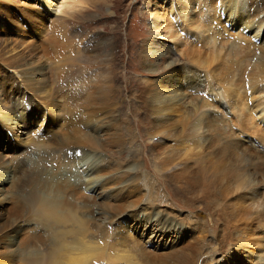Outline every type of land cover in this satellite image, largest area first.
Instances as JSON below:
<instances>
[{
  "label": "bare ground",
  "instance_id": "6f19581e",
  "mask_svg": "<svg viewBox=\"0 0 264 264\" xmlns=\"http://www.w3.org/2000/svg\"><path fill=\"white\" fill-rule=\"evenodd\" d=\"M90 1L47 0L45 5L54 12L61 11L70 16L85 9ZM148 2L153 3L156 15L153 27L162 30L164 35L176 44V49L195 70L189 71L190 73L187 71L189 75L183 81L179 79L178 61L168 62L165 73L145 89L144 106L150 113L155 136L162 135L165 139H171V128L166 126L171 115L176 118L174 124L181 126L179 136L184 138L181 140L189 142L190 145L173 150L165 147L164 142L160 143L161 145L152 144L153 148H157L154 156L157 163L155 162L154 169L160 173L172 167L167 173L157 174L159 179L143 172L141 165H135L138 161L134 164L135 167H132L127 162L105 157L100 161L98 156L100 165L93 169L96 178L83 182V179H80L82 173L79 170L72 171L73 165L79 169L86 164L83 157L88 154L83 150L80 160L79 154L75 152L72 153V157L75 155L77 158L75 161L69 159L67 153L63 157L61 155L65 166H69V169L66 168L68 171L58 177L54 176L52 179L56 181L53 183H46L43 181L46 172L43 164L47 163V155L49 161L55 160V143L57 146L71 144L84 148L98 145L103 152V145L108 142L113 151L121 154L128 142L123 133L118 131L119 128H116L117 125L112 127L106 124L101 127L97 122L92 123L98 112L94 113V118L93 112L85 118H79V122L84 119L85 127L82 129L75 126L74 130H70L72 135L64 130L68 120L65 119V123L52 130L53 142L43 139L35 141L33 137L30 146H25L19 154L10 156L8 163L1 161L0 164V264H108L107 261L113 264L121 261H125L121 264H133V257L130 256L131 252L128 255L127 247H131L132 251L145 261L150 259L152 264H264V197H257L263 196L258 189L264 188V155L237 140L245 133L255 136L264 147V131L260 130V124L264 122V30L261 31L264 27V2L249 0L250 9L247 10L244 2L239 5L240 0ZM251 9L252 12L249 13ZM173 17L184 20L182 31L187 32L188 36L185 37L193 39L194 44L188 46L187 41H182V37L173 27ZM4 23H0V26L4 27ZM227 26L229 30L241 27L235 39L239 42L230 41L226 37ZM254 30L256 35L246 36ZM253 42L259 43V46ZM142 50L144 57V46ZM198 69L204 73L202 81ZM106 75H102V78L110 79V76ZM42 77L43 72L39 69L29 71L28 75H23L25 86L34 87L37 93L49 95L50 90L48 92L47 88H38V82L46 83ZM89 81V76L80 77L78 84L83 90L82 96L81 93H75L76 89H68L70 92L67 97H61V93L55 98L47 96L50 97L51 103L45 108V112L51 116L56 113L57 116L52 117L58 119L60 116L61 121L62 112L63 115L69 114V106L72 105L70 102L74 101L75 96L77 108H82V102H78L80 98L93 105V102L97 103L94 100L105 101L110 97V85L107 89L105 85L97 83V86L100 85L97 87L100 98L98 96V99H95L91 95L94 93V86ZM245 85H248L247 89ZM17 95L22 97L23 93ZM63 97L65 99L61 103ZM15 101L25 103L24 97ZM249 101L254 103L252 107L248 106ZM14 105L10 110L0 101L1 121L14 119V115L19 112V105ZM109 110L112 112L110 108ZM214 111H219L221 117L213 119ZM22 112L26 114L28 111L24 107ZM229 114L230 120L227 121L224 118ZM255 114H259L260 123L256 122ZM89 117L92 119L87 122ZM98 118L100 120L101 116ZM22 119L24 121L25 118ZM101 120L103 121V118ZM217 122H221L222 127L236 126L240 132L236 135L229 129L226 133L217 126ZM67 123V128L73 126L69 121ZM87 128H91L95 133H90ZM199 129H206V143L200 142L202 136L198 134ZM13 133L18 131L14 130ZM126 133L130 135L131 132L127 130ZM131 136L133 137V134ZM232 136L237 138L231 140ZM90 152L92 151L88 150V153ZM211 155L217 160L204 165ZM196 160L199 161L197 166ZM187 161H195L194 166H190ZM71 177L73 181L70 180ZM161 180L174 184L186 195L193 193L195 189H204L211 199L209 206L214 202L217 209L215 222L219 227L215 240L222 250V259H212L207 248L215 242H207L208 230L197 220L184 221L185 217L174 208L162 189ZM181 181L186 184H181ZM84 184L87 185V193L82 190ZM69 197L74 201L70 202ZM227 199L239 201L242 213L238 214L234 209L229 211L230 208L226 207L225 203ZM11 201L16 212L12 208V214L7 220L6 205H10ZM182 203L189 204L188 201ZM90 207L92 213L88 210ZM1 218L7 221L2 222ZM160 223L165 224L164 227L161 228L160 225L159 228ZM88 224L92 226L88 227ZM154 224L158 226L157 229L152 227ZM108 227L113 231L110 232ZM129 229L133 233H130ZM193 230H197L196 236H193ZM220 232L222 234L219 236ZM182 235L189 239L188 243L181 241ZM128 238H131L130 243ZM149 262L146 263L150 264Z\"/></svg>",
  "mask_w": 264,
  "mask_h": 264
},
{
  "label": "rangeland",
  "instance_id": "374dc122",
  "mask_svg": "<svg viewBox=\"0 0 264 264\" xmlns=\"http://www.w3.org/2000/svg\"><path fill=\"white\" fill-rule=\"evenodd\" d=\"M46 1L47 0H0V23L5 22L3 24L4 27L0 26V101L1 104H5V106L9 107L10 110L13 108L14 104L19 105L17 106L19 112L14 115V119L10 121L0 120V156L2 158L0 160V164L2 163L1 161H4L3 163H8L11 158L10 156L19 154L22 148L31 144V139H33V137L35 141H41L43 139L47 142H53L54 138L51 136L52 130L58 128V126L63 122L65 123V119L68 120L65 123L66 125L64 124L66 126V129L64 130H66L68 134L72 135L73 132L70 130H74L75 126L82 127V129L85 127L83 122L84 119H81L79 122V118H85L92 112L94 118V115L98 112L95 115L96 117L93 119L94 122L92 123L97 122V125L100 126L99 124H101V127L103 125L106 126V124L112 125V127H116L117 125L116 128H119L118 131H121L127 140L128 144L124 147L121 154L113 151L110 147L111 145H108V142H105L103 145V152L100 151L98 145L94 147L85 146L88 150L92 151L88 153V150L84 148V146L80 147L79 145L71 144L57 146V143H55L57 141H55V149L57 151L55 149L53 150L55 151V154L58 151L60 152L56 155L54 154V161H49L50 158L48 155L46 156L47 159L45 162L47 163L45 165L43 164L46 169L43 176L45 180L42 178L43 181H46V183H49V181L53 183L56 181V179H54V181L52 179L54 176L58 177L60 174H64V171H68L67 169H69V166H65L66 163L61 159V155L63 157V155L67 153L68 157H70L69 159L75 161L77 160L75 155L72 157V153L75 152L79 154L80 160V155L83 153V150L88 154V156L85 155L86 157H83L84 161L82 160L86 163L84 164L86 167L82 166L78 169V167L73 165L72 168L73 172H77V170H79V172L82 173L80 179H83V182H86L90 178H96V174L93 173V169L100 165L98 156L100 157V161L102 157H105L110 160L127 162L128 165L132 167L138 161L135 165L138 166L139 164V167L141 165L142 168L140 167V169L145 173H149L150 176L158 177L157 174L162 175L171 171L172 167L168 169V171H160V173L154 169V165L157 163V159L155 160L154 157L156 155L157 148H153L152 144L158 143L161 145L164 142L165 147L177 150L181 147H187L190 143L181 140L184 139L181 135L179 136L181 126L174 124L173 121H175L176 118L171 115H169L170 121L166 122V126L171 128V130L169 129L171 139H165L162 135H158L159 137L154 135L155 131L154 128L151 127L152 119L150 118V113L144 106L146 95L145 89L150 84L156 82L161 75L165 73V66L172 60H177L179 63L180 67H178V71L180 73V80L183 79V81H185L186 77L189 75L187 74V71L192 72L195 68L186 58H184L183 54L176 49V44L166 37L162 30L153 27L155 15L153 3L148 2L149 0H91L85 9L79 13H73L69 16L65 13L63 14L61 11L54 12L53 9L50 10V8L45 5ZM164 1L168 2L169 0ZM240 1L241 3H239V5L244 2L246 4L245 7H247L246 10L248 8L250 9L249 0ZM260 1L264 2V0ZM166 4L167 3H165V5ZM243 11L246 12L245 10ZM248 12H252V9ZM39 14L40 17L38 18ZM173 18H171L173 21V27L177 30L178 35L180 34L179 36L182 37V41H187L188 46L194 44L195 41L193 39L185 37L188 36L187 32L182 31L184 20L181 18H174V21ZM229 21L232 23L231 19ZM239 28L234 27L232 30H229L227 26L226 37L229 38L230 41H234L240 32ZM263 30L264 27L261 31ZM254 32L255 30L253 32H249L246 36L250 35L251 37L256 35ZM253 39L252 41H255ZM235 41L239 42L237 40ZM258 42L260 43V41ZM253 43L259 46V43ZM143 46L147 57L142 56V54H144L142 50ZM258 46L257 49L259 48ZM165 47H168L169 49L167 50ZM33 69H39L43 72V77L41 79L45 80L46 83L44 84L42 82H38V88L39 86L47 88L48 92L50 90L49 95L37 93L34 90V87L25 86V79L23 78V75H28V72ZM151 69H153V71ZM248 71L249 68L246 71V75ZM198 74H200L202 81L204 79L203 71L201 72V70L198 69ZM81 75L90 77L89 82H91L94 86V93L91 95H93L95 99H98L99 96V90L97 87L105 85L108 89V85H110L111 95L109 94L110 97L108 96L109 98L107 99H110L109 102L111 103H109L107 99V101L94 100L97 103L93 102V106L92 103L89 104L85 102L83 98H80L78 102L79 104L82 102V108H77V98L75 96L74 101H69L72 104L69 106V114L63 115L64 112H62L63 117L61 121L60 116H58V119L52 117L55 116L56 113L52 116L47 114L45 112V108L49 107V104L51 103L49 102L51 101L50 97L47 96H54L55 98L61 93V97H67L70 92L68 89H76L74 90L75 93L78 92L81 93V96L83 95V90L78 84L80 77H85H82ZM102 75L110 76L108 77L110 79L105 80L102 78ZM107 81L110 82L106 85L105 83H107ZM97 83L100 85L97 86ZM245 87L247 89L248 85H245ZM17 93L20 95L23 93L22 97H24L25 103L22 104V101H15L17 98H20V100L22 98L19 97ZM94 94L97 97L94 96ZM187 97L191 98L189 95ZM64 99L65 98L63 97L60 102L62 103ZM112 99L113 101H111ZM112 102L115 105H113ZM56 104L59 105L58 103ZM98 104L99 107H97ZM253 105L254 103L252 104V101L248 102L249 107H252ZM24 107L26 108V111H28L26 114L22 112ZM109 108L112 112H110ZM81 114L82 116H80ZM99 114L101 116L100 120L98 118L100 117ZM212 115L213 119H215V117H221L219 111H214ZM43 116H45V119H43ZM229 116L230 114L224 119L229 121ZM22 117L25 118L24 121ZM254 117L257 123L261 122L259 114H255ZM102 118L103 121L101 120ZM91 119L92 118L89 117L86 121L89 122ZM68 121L73 126L67 128ZM217 123V126L226 133L229 129L236 135L240 132L239 128L236 126H232L230 128L226 126L222 127L221 122ZM260 126V130L264 131L262 130L264 129L263 121ZM14 130H17L18 133L14 134ZM86 130H89L90 133H95L91 128H87ZM127 130L131 132L130 135L126 133ZM205 130L206 129L198 130V134L202 136L200 138V142L203 143L207 142V140L205 141V136L207 134L204 133ZM132 134L133 137L131 136ZM162 138L163 140H161ZM236 138L235 136H232L231 140ZM237 140H241L240 142L243 145L245 143L244 146L255 148L261 155H264L263 144L259 143L260 141H258L255 136L243 133L237 138ZM106 149L112 150L108 151ZM150 149L152 151H150ZM135 151H138V153L136 154ZM216 160L217 158L211 155L210 159L204 162V165H209ZM187 162L190 166H194L195 161ZM198 162L199 161L196 160V166L199 165ZM39 164V166H41V162ZM181 165L182 163L177 167L179 168ZM158 168L160 169L161 167ZM69 175L70 173L68 172V176ZM86 175L92 176L87 177ZM71 176H73L72 173ZM72 178L73 177L70 179L71 181H73ZM180 183L186 184L184 181H181ZM86 186V184L82 186L84 193H87L88 188ZM161 186L164 192L168 195L169 201L174 205V208L179 211V214L182 217H185L184 221L191 222L197 220L201 226H204L208 230L209 235L205 234L207 235V242L215 243L210 244L207 250L211 252L213 260L218 261L222 259V250H220L218 245H216L217 241L215 240L218 236L215 234L217 233L219 227V224L217 223L216 225L215 222L217 209L214 202L212 206H209V201L211 199L204 189H195L193 193L186 195L179 188L175 187L174 184L171 185L166 181L161 180ZM203 191L204 193H202ZM260 191L263 196L258 195V199H262L264 197V188H259L258 192ZM68 199L70 202L74 201L71 197ZM188 199H191L192 201H189ZM186 201L189 202L188 205H184L182 203H186ZM225 203L226 207L230 208L229 211L234 209L235 211L237 210L238 214L242 213L239 201H236L235 199L230 201L227 199ZM6 208L7 212L5 217L8 220L7 217L12 214L11 209L13 208L15 212L16 209L14 208V203L12 201L10 205H6ZM91 209V207L88 209L90 213H92ZM6 219L1 218L2 222L7 221ZM155 225L156 224L152 227L157 229L158 226ZM160 225L162 228L165 224L160 223L159 228ZM90 226H92V224H88V227ZM112 227L113 229L115 228V226ZM224 228L225 227H223V229ZM113 229L111 230V227H108L110 232H112ZM129 232L133 233L131 229H129ZM192 234L193 236H196L197 230H193ZM221 234L222 233L220 232L219 236ZM259 235L261 236V234H258V236ZM183 236L185 235L181 236V241L184 240L183 243H188L189 239H186ZM186 236L188 235L186 234ZM130 239L131 238H128V242ZM218 239L220 240V238ZM126 251L128 252V255L131 252L130 256L133 257V264H137L139 262L141 264H147L146 262L151 261L150 259L145 261L143 258L136 255L132 251L131 247H127ZM152 251H154V249H152ZM134 261L138 262L134 263ZM122 262L125 263V261H121L116 264H121ZM107 263L113 264L108 261ZM149 263L152 264V262Z\"/></svg>",
  "mask_w": 264,
  "mask_h": 264
}]
</instances>
